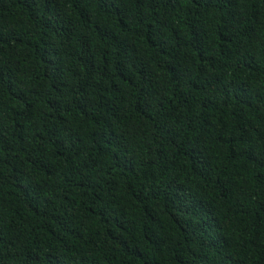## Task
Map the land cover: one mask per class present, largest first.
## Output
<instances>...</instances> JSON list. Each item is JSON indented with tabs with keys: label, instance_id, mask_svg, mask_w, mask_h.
<instances>
[{
	"label": "trees",
	"instance_id": "16d2710c",
	"mask_svg": "<svg viewBox=\"0 0 264 264\" xmlns=\"http://www.w3.org/2000/svg\"><path fill=\"white\" fill-rule=\"evenodd\" d=\"M0 264H264V0H0Z\"/></svg>",
	"mask_w": 264,
	"mask_h": 264
}]
</instances>
